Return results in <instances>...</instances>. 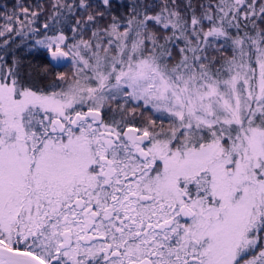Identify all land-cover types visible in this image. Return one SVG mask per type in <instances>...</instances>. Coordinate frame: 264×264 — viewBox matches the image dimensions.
<instances>
[{"label":"snow or ice","instance_id":"snow-or-ice-1","mask_svg":"<svg viewBox=\"0 0 264 264\" xmlns=\"http://www.w3.org/2000/svg\"><path fill=\"white\" fill-rule=\"evenodd\" d=\"M3 7L0 264H264V0Z\"/></svg>","mask_w":264,"mask_h":264},{"label":"trees","instance_id":"trees-1","mask_svg":"<svg viewBox=\"0 0 264 264\" xmlns=\"http://www.w3.org/2000/svg\"><path fill=\"white\" fill-rule=\"evenodd\" d=\"M16 2V0H0V13L5 11V8L3 7L4 5L8 6V9H11L13 4ZM23 3H34L35 0H22ZM3 21L0 20V23Z\"/></svg>","mask_w":264,"mask_h":264}]
</instances>
